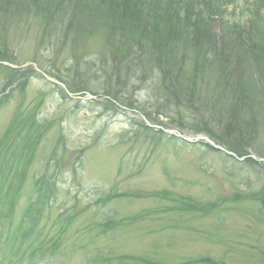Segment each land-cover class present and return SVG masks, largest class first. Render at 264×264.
I'll use <instances>...</instances> for the list:
<instances>
[{
    "label": "rangeland",
    "instance_id": "rangeland-1",
    "mask_svg": "<svg viewBox=\"0 0 264 264\" xmlns=\"http://www.w3.org/2000/svg\"><path fill=\"white\" fill-rule=\"evenodd\" d=\"M244 1L223 0L225 18L206 21L216 41H225L224 59L233 70L242 55L234 29L259 25L255 32L264 41V13L244 21ZM21 14L0 18V155L7 151L9 159L0 156L6 162L0 164V194H20L16 209L2 220L3 243L16 256L28 258L37 254V248L54 245L63 260L53 264H182L189 256L211 254L218 259L216 264H264V215L252 198L264 187V161L256 156L264 153V109L253 117L254 138L248 136L245 143L236 137L223 139L213 122L196 132L190 125L196 129L197 123L204 125L205 115L211 120L220 111L211 118L207 105L188 99L185 106H161L159 73H125L120 88L124 96L118 101L109 96L117 87L111 57L116 52L117 59H123L126 47L116 40L117 48L109 51L108 30L66 33L44 14ZM197 54L194 49L187 53L186 78L196 67ZM204 87L205 80L199 79L195 89L200 92ZM171 131L188 138L213 132L211 138L218 136L238 154L246 151L254 159L238 161L206 144L189 145ZM17 160H27L28 166L18 167ZM41 187L49 194L39 192ZM125 188L152 199L130 195L101 205L111 192ZM164 188L174 192L169 193L170 201L153 200L162 194L151 192ZM34 193L46 202L39 205L32 199ZM54 195L57 202L49 199ZM214 202V211L204 217L189 212L193 203ZM2 206L9 209L1 200ZM115 207L120 208L116 215ZM168 207L173 212L162 219L149 213ZM139 210L147 214L141 222L149 220V232L158 229L151 242L134 238L142 220L141 214L134 215Z\"/></svg>",
    "mask_w": 264,
    "mask_h": 264
},
{
    "label": "trees",
    "instance_id": "trees-1",
    "mask_svg": "<svg viewBox=\"0 0 264 264\" xmlns=\"http://www.w3.org/2000/svg\"><path fill=\"white\" fill-rule=\"evenodd\" d=\"M193 5L181 0H0V14L7 20L18 11L44 14L66 33L77 31L87 35L100 27L109 30L108 50L117 48L116 40L121 42V48L126 47L123 59H117L116 52L111 57L116 64L113 75L117 86L116 94L110 92L111 96H124L120 88L125 73L150 71L161 75L162 95L158 102L166 109L185 106L187 99L190 103L198 100L207 105L211 118L220 111V116L211 119L214 123L245 120L249 126L253 117L259 116L258 109H264V41H259L262 36L257 40L255 35L237 39L242 55H238L234 71L229 67L230 61L224 59L225 48L216 46L210 30L204 31L212 15L223 14L220 5L207 0ZM202 21L199 26L197 23ZM193 49L198 53L194 60L196 67L186 78V56ZM101 63L104 65V60ZM239 65L244 69H239ZM199 79L205 80V87L197 92ZM262 191L252 198L259 201L264 215V187ZM201 261L215 264L209 256Z\"/></svg>",
    "mask_w": 264,
    "mask_h": 264
},
{
    "label": "bare ground",
    "instance_id": "bare-ground-1",
    "mask_svg": "<svg viewBox=\"0 0 264 264\" xmlns=\"http://www.w3.org/2000/svg\"><path fill=\"white\" fill-rule=\"evenodd\" d=\"M199 24V26H202L203 25V21L200 22V23H197ZM258 27H256L255 29H253V27H249L248 29L244 30H240V29H234V33H235V37H236V47L238 48V38L241 37V36H249V35H255V38L256 40L258 39V36L259 35H256V32L255 30H260L261 27H259V25H257ZM209 27L207 28H204L205 32L209 33L208 30H210V33L212 35V39L214 41V43H216V46L220 49H224V40L223 41H216V36L214 35V33L212 32V28L211 29H208ZM263 33H264V28H263ZM229 48V47H228ZM263 85H264V82H263ZM206 117L204 121H202V123H204V125H200L201 123H197L199 124L198 127H197V130H203L205 129V126L207 123L209 122H213L212 120H208V117L207 115H205ZM243 122H238V121H235L233 122L232 120H224L222 121L221 123H218L215 121L214 124H216L218 126V129L222 132V137L223 139L224 138H230V137H236L240 142H244L247 140L248 136L254 138V134H253V129H254V126H255V123H252L251 125L249 126H246V121L245 120H242ZM197 126V125H196ZM207 130V129H206ZM209 136V132L207 133ZM211 134H213V132H211ZM211 137V136H210ZM214 138V142L216 143L217 147L219 149H225L228 156L230 158H234L235 160H238V161H244V160H247L246 158L250 159V158H253V156H251L249 153H247L245 151L242 152V155L238 154L237 151L238 149H234L232 148L231 146H228L225 141H222L220 140V137L218 136H213ZM197 138L199 139H205V137L203 135H198ZM192 140H195V138H192ZM241 152V151H240ZM253 153V152H252ZM258 157H260V159L258 158V160H263L264 161V153L262 151H259L256 153ZM255 155V154H254ZM250 157V158H249ZM252 160V159H251ZM201 256L199 255H195L192 259H191V264H197V262L200 260Z\"/></svg>",
    "mask_w": 264,
    "mask_h": 264
}]
</instances>
